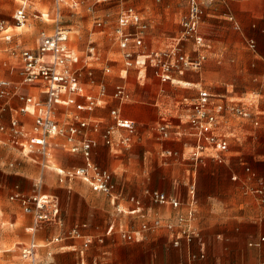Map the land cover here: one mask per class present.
Returning <instances> with one entry per match:
<instances>
[{"label": "crops", "instance_id": "obj_1", "mask_svg": "<svg viewBox=\"0 0 264 264\" xmlns=\"http://www.w3.org/2000/svg\"><path fill=\"white\" fill-rule=\"evenodd\" d=\"M28 1L0 0V66L7 67L13 76L0 77V81L11 82L7 87L8 106L0 117L7 125L18 119L23 129L30 132L36 120L34 107H30L31 113H21L24 102L18 95L32 96L35 101H45L47 96L43 84L22 82L20 53L36 49L41 40L38 35L48 32L39 31L44 23L33 19L31 9L25 21L18 22L17 12L24 9L26 13ZM64 1L55 0L56 19ZM66 1L76 6L80 3ZM182 1L186 9L184 21L190 0ZM19 6L15 23L11 16ZM144 21L148 31L149 23ZM26 25L35 30L22 31ZM10 27L16 30L14 34L9 32ZM57 28L63 27L57 26L54 31ZM65 30L70 35V30ZM182 33L165 49L145 51V40L143 48L136 47L133 40L130 48L144 54L140 61L151 52L177 45L189 55L183 43L190 39L179 42ZM7 34L11 36L9 40ZM197 35L199 40L192 39L197 47L196 56L191 57H203L202 66L207 58L208 63L201 73L190 69L202 66L190 67L183 73L174 71L169 81H162L149 66L134 65L140 66L138 71L128 68L121 47L125 74L119 79L109 77L106 73L110 68L102 72L82 63L69 42L79 58L75 66L80 70L81 84L100 102L92 111L80 112L88 126L75 142L88 138L96 141L90 161L112 174V195L94 191L88 181L68 175L89 161L81 153L72 152L65 138L52 137L43 153L37 149L30 151L12 142L10 134L0 133V187L7 188L10 195H30L41 183L40 191L56 198L59 221L63 219L68 235H55L47 245L64 238L76 239L66 247L80 246L86 258L73 264H264V0H215ZM205 81L219 83V92L203 88ZM120 85L130 94L125 102L113 96ZM202 92L222 97L227 106L218 125L219 133L229 143L225 151L198 149L190 122L194 115L192 106ZM78 100L86 103L83 97ZM233 105L246 108L250 115L236 114L230 110ZM114 109L119 110L123 119L135 122L134 131L116 125ZM75 113L73 106L56 105L54 118L63 125L72 121ZM163 124L168 127V137L160 131ZM111 127L114 130L111 142L107 143L105 134ZM126 136L131 137V143L120 145V139ZM20 140L25 143L26 136ZM5 156L18 162L5 168L1 163ZM56 164L60 168L56 169ZM155 191L177 200L179 206L156 202L152 196ZM12 202L18 203L30 217L24 226L29 239L22 245H37L33 264H38L42 245L37 241L52 229L46 223L36 229L33 215L27 214L20 202ZM180 217L185 221L180 222ZM157 220L159 225H155ZM146 224L149 227L143 228ZM75 227H79V235L71 234ZM127 233L133 236L131 240L125 237ZM56 237L60 240L56 241Z\"/></svg>", "mask_w": 264, "mask_h": 264}, {"label": "built area", "instance_id": "obj_2", "mask_svg": "<svg viewBox=\"0 0 264 264\" xmlns=\"http://www.w3.org/2000/svg\"><path fill=\"white\" fill-rule=\"evenodd\" d=\"M95 1L105 2L109 0ZM214 1H189V12L183 21V33L179 42L185 39L199 40L197 35L198 27L208 7ZM26 17L24 9L17 12L16 18L18 22H24ZM146 28L147 25L143 17L134 6L124 9L118 21L116 34L128 68L137 64L145 67L149 66L162 81H169L174 71L183 73L190 67L200 68L202 66L203 57L192 58L179 45L170 49L151 52L146 55L143 61H140L139 58L144 54L132 50L130 43L133 40L136 47L143 48ZM10 38V34H7L6 39L9 40ZM69 42V33L63 28H57L53 33L43 31L40 44L36 49H24L21 51L20 73L22 82L30 85L43 84L47 98L45 101H35L32 96L19 94L20 100L24 102L20 112L31 113L30 107H34L33 112L36 114L35 124L29 132L23 129L18 119H12L10 125H7L2 122L0 117V133L10 134L12 142L20 143L22 147H27L30 151L37 149L43 153L47 151L49 140L52 137L61 136L65 138L71 144L69 149L72 152L81 153L89 161L86 166L72 170L68 172V175L88 181L94 191L112 195L115 188L112 174L90 161L96 141L88 138L83 139L79 143L75 142L76 136L88 126V121L82 117L80 112L92 111L100 102L92 93L87 92L81 84L80 70L75 66L79 62V58L71 49ZM250 46L254 47V43L251 42ZM10 86L11 82L7 80L0 81V114L8 106L7 87ZM113 96L120 102L130 99L129 92L122 85L116 88ZM78 97H83L86 103L79 102ZM56 105L73 106L76 113L73 115L72 121L61 125L54 118ZM192 107L194 115L190 123L193 129L192 133L198 141V149L204 150L206 147H211L217 152L227 150L229 146L228 140L218 131L220 117L223 115L224 110L227 109L222 97L202 92ZM230 110L244 117L250 115L248 110L241 106L233 105ZM112 114L117 126L134 131L135 122L123 119L117 109H114ZM113 130L114 127H111L106 131L105 138L107 143L111 142L110 135ZM160 131L164 137L169 136L166 124L160 126ZM23 135L26 136L25 143L20 140ZM119 143L122 146L129 145L131 137L126 136L120 139ZM40 188L41 183H37L36 191L30 195L21 192H14L10 195L12 201L20 202L24 211L33 215L36 229L44 223L60 220L59 202L54 196L43 194ZM152 196L158 203H171L176 207L179 206L177 200L169 198L164 193L155 191ZM183 221H185V218L180 217V222ZM159 224L160 221L157 220L155 225ZM148 227L149 225L147 224L143 226V228ZM71 234L79 235V227L73 228ZM125 237L131 240L133 236L127 233ZM55 240L59 241L60 237H56ZM88 242H91V240H88ZM21 257L34 263L37 259V245L34 242L22 245Z\"/></svg>", "mask_w": 264, "mask_h": 264}, {"label": "rangeland", "instance_id": "obj_3", "mask_svg": "<svg viewBox=\"0 0 264 264\" xmlns=\"http://www.w3.org/2000/svg\"><path fill=\"white\" fill-rule=\"evenodd\" d=\"M20 3L22 4L23 1ZM127 6H134L140 10L144 19L149 23L143 50L165 49L171 45L176 36L181 35L186 11L185 3L182 0H111L106 2L80 0L77 6L65 0L61 3V14L58 19H56L57 4L55 0H30L26 13L28 16L31 9L33 19L43 21L44 26L39 30L40 32L46 30L48 33H53L57 26L70 30V45L80 55L82 63L87 62L102 72L110 68V72L106 73L107 76L119 79L125 74V71H123L124 60L115 29L120 12ZM19 9L20 6L15 7L11 16L15 23L17 21L14 15ZM42 14L44 16H41ZM33 19L31 21H34ZM33 26L35 25L33 24ZM33 30L35 27L29 29L28 25L22 28L24 32ZM9 32L14 34L16 30L10 27ZM40 36L41 34L38 35V38ZM183 44L190 56H196L197 47L192 39ZM93 46H95V50L92 51ZM92 53L95 55L92 56ZM207 63L208 58L202 68L190 70L201 73ZM139 69L140 66H137L132 67L131 70L138 71ZM0 77L12 78L13 76L7 67L2 65L0 66ZM220 86L219 83L205 81L203 88L219 92ZM233 90L235 89L230 91L233 92ZM26 158L33 162L30 157ZM17 162L18 160L11 156H5L1 161L5 168L11 163L16 164ZM48 166L52 167L51 164ZM55 168L58 169L60 166L56 164ZM9 195L10 191L7 188L0 187V264H33L21 257L20 249L21 245L29 239L24 226L28 221L27 218L30 217L24 214L18 203L9 200ZM45 226L50 227L52 231L43 233L37 241L42 245L38 253V264H73L81 263L82 259L86 258V253H81L80 246L74 249L66 247L69 241L76 239L64 238L60 242L47 245L55 235L60 233L68 235L63 219L59 222H47ZM77 240L81 244L80 238ZM50 251L53 252L51 256L49 255Z\"/></svg>", "mask_w": 264, "mask_h": 264}]
</instances>
